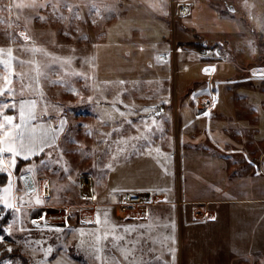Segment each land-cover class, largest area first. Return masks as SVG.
<instances>
[{"label": "rangeland", "instance_id": "obj_1", "mask_svg": "<svg viewBox=\"0 0 264 264\" xmlns=\"http://www.w3.org/2000/svg\"><path fill=\"white\" fill-rule=\"evenodd\" d=\"M130 1L129 6L133 4L136 8L133 6L123 10L129 0H111V3L117 4L116 23L109 27V13H103L104 18L97 17L86 7V3L74 10V13L78 12L81 16L80 20L75 19L73 13H64L62 7L60 13L65 14L64 20L53 17L50 7L40 11L39 17H46L44 21L39 18L15 20L7 10L0 11V48L5 50L12 48L15 57L13 68L16 75L12 77V87L17 93L15 99L35 98L37 104L39 103L38 112L45 115L46 119L52 120L56 127L59 126L61 119L66 121L62 135L57 141L58 147L50 150L51 157L42 154L28 161H17L14 171L16 189L18 186L22 190L24 188L22 180L18 179L22 171L35 165L36 170L32 177L36 185L44 187V182L47 181L49 191L47 194L37 191L33 195V199L35 195L46 199L43 207L29 209L26 215L19 214L31 232H16L15 236L19 243H13L8 239L5 244H0V259L7 254L6 259L13 260L14 264H22L23 259L29 264H36L43 259L44 249L51 246L53 252L48 257L50 264H56L57 260H61L63 264H101L92 251L95 245L94 233L103 234L106 230L110 235L100 245L103 248L101 253L103 259L107 264L114 262L110 255L117 260L124 259L120 249L125 243L114 247L117 242L112 240V235L121 233L126 239L134 240H139L140 237H130V234L118 230L112 233V228H100L94 222L91 226L83 225L81 222L95 221L98 210L103 221L106 209L110 210L109 225L119 226L129 224L133 220H142L132 219L122 223L115 216L117 210L115 211L114 200H118V194L113 197L112 189L128 188L161 189L144 192L150 193L155 199L154 204L148 206L147 212L150 211V217L148 221L143 222L144 225H155L160 222L162 219H158L160 213H168L167 216L164 215L161 225L165 227L173 223L177 225L176 206H180L182 210L187 209L184 213L187 217L183 216L182 222L187 221L188 224L183 223V230L177 235L176 243L173 245L170 240L165 239V243L169 244L166 248L168 254L170 247L177 249L176 264H264V113L259 117L261 122L259 131L252 129L248 134L245 131L238 133L233 131L229 136L231 143L225 149L220 145L218 147L214 142L212 145L208 143L210 148L204 147L205 142L201 143L204 149L198 153L199 157L205 160L204 164L193 165L190 159L191 152H187L188 133L178 127V124L180 125L178 119H181L182 123L184 120L188 122L195 118L193 110L200 112L190 99L192 92L205 89L210 82L213 85L218 83V101L221 103L225 100L226 83L239 81L240 75L235 64L237 67L248 69L249 75L254 77L264 73L261 69L253 71L256 67H264V0H184L194 5L192 14L186 18L176 19L172 18V0H167V15L157 13L158 10L152 9L142 0ZM104 2L108 3L109 0ZM230 6L235 8L234 13L228 12L227 8ZM8 7L10 0H0V8ZM200 8H203L202 11ZM93 19L96 20L95 24L92 23ZM146 29L149 32H146ZM21 31H25L31 40L25 41L19 35ZM199 31L202 35L198 34ZM65 32L69 34L65 35ZM109 33L118 34V42L110 40ZM194 42H201L204 48L200 50L182 46L173 62L168 64L158 62L157 54L165 48L172 49L175 44ZM233 43L235 44L231 47ZM217 45H220L218 49ZM33 48L43 51L33 53ZM215 51L219 52V58L216 57ZM210 52L212 55H209ZM53 57L71 58L72 64L70 66L62 64L61 60H54ZM213 59L220 60L216 62L220 64L217 74L210 73L213 74L210 79L211 76L208 78L202 69L207 63L213 66L215 63L212 62ZM21 60L25 62L23 65L19 63ZM37 65L41 72L38 82L33 79L36 76ZM73 71L84 73L87 79L71 74ZM6 74L0 65V83H3L2 77ZM248 80L250 79H245L246 84L250 83ZM120 81H124V84ZM236 87L229 90L235 94L238 90ZM73 89L79 95L74 94ZM258 92L255 96L260 97L259 107L262 109L264 82H261ZM89 97L93 98L92 103H88ZM117 98L122 100L123 104L135 105L137 111L143 108H156L157 111L160 107L168 108L166 113L162 111L159 115H156V112L141 111L139 115L128 117L137 126H140L142 118L149 121V127H152V118L161 123L164 129L163 138L160 131L153 130L151 136L153 151L150 154L146 147L141 151L128 148L126 152L117 153L115 141L121 139V136L113 133V128H122L124 139L138 135L134 128L127 124L121 125L122 118L119 116L115 121L108 122H102L99 118L103 112L111 110V102ZM6 99L8 97H0V100ZM204 99L210 97H200L199 109L205 106L202 102ZM185 101L191 102V105L185 106ZM117 107L121 111H126L121 104H117ZM242 109L230 120L241 121L245 117L248 121L251 120V124L258 121L254 113L245 110L244 112L248 113L244 115ZM175 110L178 124L173 116ZM8 113L15 112L9 109L5 114L12 115ZM216 117L215 114L213 117L215 123L218 121ZM231 124L233 122H230ZM101 133L113 134L108 137ZM250 134L254 136L253 144L250 143L252 140ZM219 138L221 137L218 136L214 140L220 142ZM225 139L228 140L223 136L222 141ZM136 143L147 144L143 140ZM255 143H259V148ZM157 147L160 148L159 154L154 150ZM244 153L253 161L252 165L247 163ZM113 155L117 157L114 161ZM42 160L46 163L41 164ZM20 162L26 164L20 165ZM109 163L113 164L114 170L106 168ZM196 165L198 172L194 173L204 171L208 175L206 188L210 194L205 195L210 196L212 193L213 198H216L215 195L221 193L223 197L208 203H193L186 208L184 201L180 199L176 200L175 205H164L172 202L169 191L183 196L192 179L190 170ZM65 167L69 169L68 173L64 171ZM210 172L223 174V178L216 177ZM1 174L7 176L6 173H0V176ZM69 175L71 180L68 178ZM226 177H229L228 180ZM193 187L195 188L194 184ZM93 189L96 200L84 199L83 197L93 194ZM203 192L205 191L195 190L196 195ZM137 193L140 192L133 194ZM158 193H165L167 197L161 198ZM17 194L19 195L20 191ZM234 197L248 199L236 200ZM212 210L215 213L208 212ZM44 212L47 214L50 212L46 217L47 220L49 217L48 227L37 228L32 225L31 220H38ZM69 213L70 216L65 221V216ZM6 215L11 217L8 221L10 222L13 219L11 210L4 211V216ZM39 223L43 225L44 222ZM56 227L63 228L64 231L49 230ZM80 229H83V235ZM145 236V241H149L151 235ZM26 239L32 242L40 241L42 247L37 249L35 243L26 246ZM7 247H12L13 251L8 253L5 250ZM141 252L142 246H137L134 257H141ZM167 262V264L172 262L170 254Z\"/></svg>", "mask_w": 264, "mask_h": 264}, {"label": "snow or ice", "instance_id": "obj_2", "mask_svg": "<svg viewBox=\"0 0 264 264\" xmlns=\"http://www.w3.org/2000/svg\"><path fill=\"white\" fill-rule=\"evenodd\" d=\"M63 4V0H28L27 3H21L19 0H16L15 7L16 9L26 8L33 10L35 12H38L40 10H45L47 8H51V15L53 17H56L57 19L64 20L65 17L62 13H60V8ZM92 8L95 10V15L100 18H104L103 13H110L115 11V6L112 4H109L107 2H104V0H101L100 3L95 2L93 0ZM63 7L67 9L69 13H73L75 19L80 20L81 16L78 12L74 13V8L78 9V4H63ZM154 9L160 11L162 14L167 15L166 8L168 7L167 0H158V3L152 5ZM7 10L8 12H11L12 9L10 7L3 9L0 8V11ZM181 12L185 11V6L183 4L180 5ZM58 13H60L58 15ZM19 19V17H17ZM39 19L41 21H44L46 19L45 16H40ZM92 23L95 24L96 20L93 19ZM65 35H68V32L64 33ZM19 35L25 40L30 41L31 37L27 35L25 31H21ZM84 39H87V37H84ZM220 45H217L216 48L218 49ZM33 53L37 51H43L42 49L33 48ZM47 54V53H45ZM209 55H212L210 52ZM215 55L217 58H219V52L215 51ZM5 56L7 58H5ZM54 60H61L62 64L71 65L72 59L71 58H60V57H53ZM159 59V58H158ZM15 60V57L13 56V49L8 48L7 50L0 48V65L3 66L5 72L7 73L4 77H2L3 83H0V97H8L6 100H0V173H6L8 177V182L5 187L0 189V220H4V211L5 210H11L13 213V219L8 222L5 226L0 227V244H5L8 239H11L13 243H19V240L16 238L15 233L16 232H31V229L27 228L24 224L23 220L20 219L19 214H27V211L29 209H34L35 207H43L46 203V199L42 198L39 195H35L33 199V195L37 192L36 187L34 184L30 183V177L35 172L36 168L35 165L29 166L26 169L22 171V174L18 177L19 180H23L25 182L26 190L24 192V195L28 197L27 200L24 199V196H20L16 193L19 192L18 189H15V183L13 181V175L14 171L16 169L17 161L19 159H23L25 161H28L30 158L45 154L48 157H51V149H55L58 147L56 141L58 140L59 133L63 132L64 125L66 121L64 119L60 120L58 127H48L47 129L44 128L43 125L40 126L39 133L37 132L36 126L31 123L34 122L37 118L36 115V101H25L21 99L19 102L15 99L16 97V90L12 87L13 79L12 77H15L16 73L13 68V61ZM87 63V61H85ZM21 65H23L24 61H19ZM205 74H210L216 71L215 67H206L203 69ZM36 76L33 77V79H36L38 82V79L41 75L40 67L37 65L35 67ZM67 74V73H66ZM71 74L76 76H81L87 79L84 73L82 72H76L73 71ZM23 74H21V77ZM121 84H124V81H120ZM213 88L216 89V91H213ZM218 88L219 84L213 85L211 82L208 84L207 89H200L199 91H194L191 93L190 99L193 104L200 102V97L206 96L210 97V99H204L202 102L205 105V109L203 112L197 113V118H200L201 116L207 117L211 119V111L213 108L216 107L218 102ZM23 91V88L21 89ZM74 94L79 95V93L73 89L72 90ZM42 95V93H41ZM122 95V94H121ZM93 98H88V103H92ZM164 102V101H162ZM99 103V101H97ZM107 103V101H106ZM117 104L123 105L124 109L126 111H121L120 108L117 107ZM17 105H18V112H19V122L17 121V117L15 115H7L5 114L6 110L11 109L13 112L17 111ZM46 111V110H45ZM143 113H150V112H156L157 115H159V112L156 108H143L142 110L137 111L135 109V105H127L123 104V101L119 98L113 100L111 102V110H106L100 115V119L102 122H108V121H115L116 117L119 116L121 119L120 123L121 125L127 124L128 126L134 128V130L138 133V135L129 136L127 139L123 138L122 135V128H113V133H117L121 136V139H118L115 141L117 144V153H123L126 152L128 148L133 149L134 151H141L143 148L146 147L149 154L153 151L152 147V141L151 136L153 134V130H158L161 132L163 138V132L164 129L161 125V123L157 122L154 118L151 119V125L152 127H149V121L145 119H141L140 126H137L134 124V122L129 119L128 117L132 115H139L140 112ZM188 125L186 124L185 127ZM84 127H87V125H84ZM113 133H101L103 136L111 137ZM209 136L211 137V132L209 130ZM146 141V145H139L138 141ZM213 142L216 143V141L213 139ZM107 143V141H105ZM121 145L123 147H121ZM219 147V145L217 144ZM46 149L49 151L46 152ZM158 154L160 153V148L154 149ZM244 158L247 161L249 165L253 164V161L249 160L247 157V153H244ZM61 160L63 159V152L60 153ZM116 156H112V160H116ZM46 161H41V164H45ZM95 166V165H94ZM106 168L109 170L113 169V164L109 163L106 165ZM64 171L66 173L69 172V169L67 167L64 168ZM167 171V170H165ZM26 173V174H25ZM259 171H257V175H259ZM71 180V176L68 177ZM73 183H75L73 181ZM45 190H48V182H44ZM30 189V191H29ZM15 190V192H14ZM137 189H119L114 188L112 189L113 197L116 196V194H120L122 196V199L120 201L114 202H120L127 204V194L129 192L135 193ZM95 190L93 189V194L90 196L83 197L84 199H91L96 200V195L94 194ZM109 211L106 209L104 211V219L103 221L100 218L99 210L97 211L96 219L95 221H88V223H95L96 225H99L100 228H106L109 225ZM149 214L146 213L144 217H140V219L147 218ZM70 213L65 216V221L69 218ZM47 213H42L38 220L32 219L31 223L32 225L36 226L37 228H47ZM214 220L215 217H212ZM43 221V225H41L39 222ZM140 228L150 227V225H140ZM173 228V232L175 231V224L173 223L171 225ZM100 228L97 229V233L100 232ZM56 232H63L64 229L60 227H56L54 229H49ZM136 229L133 227H125L124 232L125 233H131L135 231ZM69 231H73L72 229H69ZM81 235H83V229L79 230ZM115 232V225H112V233ZM95 245L92 248L93 253L96 256V259L101 261V264H107V262L103 259L101 253L103 252V248L100 247L102 241L107 240L110 233L109 231H104L103 234H95ZM166 240H170L171 243L174 245L176 243L175 236L166 237ZM113 241H123L125 240V237L120 235H112ZM32 243H35L37 246V249L42 247V244L40 241H29L25 240L26 246H30ZM80 244H83V240L80 241ZM114 247H118V244H114ZM8 253H11L13 251L12 247H7L5 249ZM135 250V247L132 248H121L120 251L122 252L124 256L125 261H129V257H131V260L129 261V264H145V262L141 259L140 261H136L135 257L132 255ZM53 249L51 246L44 249V255L43 259L36 262V264H50V261L48 260V257L52 254ZM176 252L177 249L175 247L169 248V254L172 257L171 264H176ZM0 264H14V261L11 259H3L0 260ZM56 264H63L61 260H57Z\"/></svg>", "mask_w": 264, "mask_h": 264}, {"label": "crops", "instance_id": "obj_3", "mask_svg": "<svg viewBox=\"0 0 264 264\" xmlns=\"http://www.w3.org/2000/svg\"><path fill=\"white\" fill-rule=\"evenodd\" d=\"M142 1L145 2L152 9H154V7H152V5L158 3V0H142ZM15 2H16V0H10V8L12 9V11L10 13H11L12 17H14L15 20H38L41 10L38 11V12H35L33 10L26 9V8L16 9ZM19 2L27 3L28 0H19ZM95 2L100 3L101 0H95ZM78 3H79V6L81 4L86 3V5H87L86 7L91 9L92 13H95V10L91 6L92 3H93V0H63V4H78ZM108 3L112 4L114 6L117 5V4L111 3V0H109ZM129 3H131L130 0L127 3V5L124 6L123 10H127V8H129V7L135 6L133 4L132 5L130 4L131 6H129ZM63 4L61 6L62 10L64 9V13L69 14L67 9L65 10V7H63ZM167 4H168V2H167ZM202 4L203 3H201V5ZM192 7H194V5ZM135 8H136V6H135ZM202 9L200 11H202ZM74 10H75V8H74ZM159 12L160 11H158L157 13H159ZM63 15H65V14H63ZM109 15H110V18H109L110 23L108 24V27L111 24L116 23V20H115L116 13H115V11L110 12ZM17 17H19V19H17ZM246 25H248V24L246 23ZM119 28H121V27H119ZM106 32H107V30H106ZM106 32H105V34H107ZM146 32H149V30L146 29ZM199 32H198V34L202 35L201 31H199ZM203 34H205V33H203ZM108 35H109V39L110 40H114V41L118 42V34H110L109 33ZM227 42H228V44L231 45V43L229 41H227ZM219 44L224 45V43H219ZM234 44L235 43H233V45L231 47H233ZM170 50H171L170 48H168V49L165 48L164 51L159 52L157 54V60H158V56L160 54L166 53V52H168ZM188 60L189 59H187V61ZM158 62L161 63V64H168V63L161 62L159 60H158ZM218 64H220V63H214V65H213L215 67V69H216V71L214 72L215 74H217V71H218L217 70L218 69ZM228 64H235V63L228 62ZM209 65H211V64L207 63V64L203 65V69H205L206 67H212V66H209ZM235 66H236L237 70L239 71V75H240L239 81L227 82L226 83L225 87L227 88V97L225 98V100H222L221 103H220V101L217 102L216 107L213 108L212 111H211V119H209L207 117H204V119H202L201 117H203V116H201L200 118H197L196 114L200 113V112L194 111L192 109L193 112H194L193 114H194L195 118L193 120L188 121V122H186L184 120L183 123H182L181 119H178L176 117L177 113H176V110H175V114L173 116H174V118H176V123L177 124H178V122H180V125L178 124V127L180 126V128L184 132L188 133L187 134L188 135V137H187L188 138L187 145H189V149H188L187 152L188 153L191 152L190 159L192 160L193 165L196 164V163L204 164L205 160H203V158L199 157V153H198L200 150L203 151V149H204L201 146V143L205 142V146L204 147L208 146L210 148L211 146H209V144L212 145L213 139H215V138H217L219 136V137H221V138H219L220 142L218 140H215L216 143H214V144H216V145L218 144V145H220L221 148L225 149V147H228V145L231 143V142L229 143V136L232 135L233 131H236L237 133L245 131L248 134V132H250L252 129H256V131H259V129H260L261 122H260V118L259 117L261 116V113H264V105H262V107H263L262 109H261V107H259V105H260V103H259L260 102V97L259 96L256 97L255 95H257V93H259L258 91H260L261 82H264V73L261 74V76L254 77L251 74H250L251 76L249 75L250 72H249L248 69L246 70L245 67H239V66L237 67L236 64H235ZM203 69H202V71H203ZM258 69L264 70V67H260V66L256 67V68L253 69V71L254 70H258ZM203 73H204V71H203ZM205 75H208V78H209V76H211L210 79H212V77H213L212 76L213 74H205ZM248 78L250 79V80H248V81H250V83L246 84L245 79L247 80ZM234 86H237L236 88H238V90H237V92H235V94H234V92L229 90L230 88L233 89ZM205 89H207V87ZM214 90L215 89L213 88V91ZM20 100L21 99H17V102H19ZM23 100L32 101V100H35V98L23 99ZM35 101H36L35 111H36L37 118H36V120L34 122H31V123H33L36 126L37 132L39 133L41 125H43L45 129H47L48 127H56V125L54 123H52L53 122L52 120L46 119L45 115H41L40 112H38V108H39L38 104L39 103L37 104V100H35ZM261 102H262V104H264V101H261ZM184 104H186L185 106H189V105H191V102L188 103V102L185 101ZM239 105H241V107H239ZM164 108H165L164 111L166 113L168 108L165 107V106H164ZM242 108H244L246 111H249L250 113H254L257 116V120L258 121L256 123H254V124L253 123L251 124L250 123L251 120L248 121V119H246L245 117L242 118L243 120H241V121H234V120L232 121V120H230L235 114L240 113L241 112L240 109H242ZM245 110L242 109L243 112ZM247 113L248 112H244V115H246ZM8 114H12V113H8ZM213 114L217 115V117L215 119L218 120V121L216 123L213 122V117H214ZM12 115H15L17 117V121L16 122H19L18 106H17V111H15V113L12 114ZM178 117L180 118V116H178ZM177 119H178V122H177ZM219 121H221L220 124L218 123ZM230 122H233V124L230 125ZM186 124L188 125L187 127H185ZM197 126L203 127V129L202 128H198ZM254 126H255V128H254ZM209 130L211 132V137L209 136ZM61 135H62V132L59 133V137ZM185 135L186 134L184 133V136ZM223 136H224V138L227 137L228 140L225 139V140L222 141V137ZM231 137H233V136H231ZM249 137H252V140L250 141V143L253 144L254 136L252 134H250ZM57 141H56V143H57ZM256 141L260 142V140H256ZM255 145H258V148H259V143H255ZM249 146H253V145H249ZM41 155L32 157L30 159L37 158V157H39ZM18 160H23V159H19L18 158ZM202 166L204 167V165H202ZM196 169H197V165L192 167V169L190 170L191 173H192V174H190L192 179H191L190 183L188 184L187 191L186 190L184 191L183 196L181 197L182 194L180 195V193H178V195H177L174 192H170L169 191V194L171 196L172 202L169 203V204L168 203L164 204V205H168V206L175 205L176 204L175 203L176 200L180 199V200L184 201V208H186L188 205H191L193 203H198V202H202V203L206 202V203H208V202H212L214 200H219L221 197H223L221 195V193H219V194L217 193L215 195L216 198H213V194L212 193H211L210 196L209 195H207V196L205 195V193H209L210 194V192H208V189L206 188L207 184H208L207 183V176H208L207 172L200 171L201 173L197 174V173H194V172H198V171H196ZM210 173L211 174L214 173L216 177H222V175H223V174L221 175L218 172H210ZM41 176H43V175H40V177ZM228 178L226 177L227 180H228ZM13 181L15 183V189H16V185L17 184H16V179L14 178V175H13ZM193 184L195 185V188L193 187ZM18 187H19L18 190L20 191L19 195L20 196L21 195L24 196V199L27 200L28 197L24 195L25 188H23V190H22V188H20V186H18ZM159 190H161V189H158V190L157 189H152V190L151 189H145V190H137L136 192H151V191L154 192V191H159ZM195 190H200V191H205V192H203V193H201L199 195H196L195 194ZM14 192H15V190H14ZM158 194H159V197H161V198L167 197V194H165V193H158ZM233 199H236V200H244V199H246L247 200L248 198L234 197ZM37 208H39V207L37 206L34 209H37ZM186 211H187V209L186 210H184V209L182 210V208L180 206L179 207L176 206V221H177L178 224H181V226H178V224L175 225V231L174 232H173V228L171 226L167 225L165 227V226L160 224V222L163 220L164 215L166 214V216H167L168 213H160V217H158V219L159 220H160V218H162V219L157 224L150 225V227L140 228L139 227L140 225H144L143 222H146V221L149 220L150 211H148L147 213L149 215L145 219L133 220L136 223H132L133 221H131V223H129V224H125V225L122 224V225H119V226L118 225L115 226V230L122 231V232H124V228L125 227H133V228H135L136 230L131 232V233H125V232L124 233L125 234H130V237H134V236L140 237V239L138 238L139 240H134V238H132V239H129V238L126 239L125 238V240H123V241H115V242H117V244L123 243V245L125 243V245L123 246V248H125V249L132 248L133 246L136 249L137 246L139 247L141 245L142 246L141 257L140 256H136L135 257V258H137L136 261H140L142 259L145 262V264H167L168 263L167 262V257H168L169 254H168L166 248L169 247V244L165 243L166 242L165 238L166 237H171V236L174 235L175 239H176L177 235L180 232V230H183V223L185 222L186 224H188L187 221H183L182 222V217L183 216L187 217V214L184 215V213H186ZM208 212L209 213H215V211H213V210L212 211H208ZM187 226H189V225H187ZM107 228L111 229L112 225H108ZM145 234L151 235L149 241H145L146 240ZM120 235H122V234L121 233L117 234V236H120ZM122 236H124V235H122ZM132 255L134 256V252H133ZM110 257L114 261L112 264H129V261L131 260V257H129V261H125L124 259L117 260L116 257H113L112 255H110Z\"/></svg>", "mask_w": 264, "mask_h": 264}, {"label": "built area", "instance_id": "obj_4", "mask_svg": "<svg viewBox=\"0 0 264 264\" xmlns=\"http://www.w3.org/2000/svg\"><path fill=\"white\" fill-rule=\"evenodd\" d=\"M183 2H178L177 0H172V18L176 19V18H186L189 17L192 14V4L189 2H185L184 0H181ZM177 3V5L175 6V4ZM183 4L185 6V11L181 12L180 9V5ZM177 8H175V7ZM178 46V48H177ZM182 49V47L180 45H174L173 48L166 53L160 54L158 56V60L164 63H171L174 61V58L176 57L177 53ZM196 108L198 111L201 112V110L204 111L205 106L202 109H199L200 105L197 103H195ZM202 111V112H203ZM37 186V191L39 193H46L49 190H44L43 185H36ZM127 204L125 203H120V202H116L115 204V211L117 210V214L115 215L116 218L124 223L126 221L132 220V219H140V217H143L144 214L147 213V209L148 206L153 205L154 204V196H152L150 193H144V192H140L137 194H133V193H128L127 194ZM157 198V197H156ZM122 199V196L119 194L118 195V200L120 201ZM119 210L122 212H125V215L122 217L118 214ZM82 221V220H81ZM83 225H88L91 226L92 223H88V221H82L81 222Z\"/></svg>", "mask_w": 264, "mask_h": 264}, {"label": "trees", "instance_id": "obj_5", "mask_svg": "<svg viewBox=\"0 0 264 264\" xmlns=\"http://www.w3.org/2000/svg\"><path fill=\"white\" fill-rule=\"evenodd\" d=\"M227 10H228V12H229V9L227 8ZM185 29H187V28H185ZM198 37V36H197ZM198 39V38H197ZM261 42H263V39H261ZM264 43V42H263ZM180 46L182 47V46H187V47H189V46H191V47H193V48H196V49H200V50H202L203 48H204V46H203V44L201 43V42H194V43H192V44H189V43H185V44H180ZM207 48L209 47V45H207L206 46ZM208 61H210V60H208ZM218 61H220V60H212V62H218ZM23 163H25L26 164V162H23ZM23 163L22 162H20V165H23ZM7 181H8V177L5 175V174H1V176H0V187H4L6 184H7ZM1 207V206H0ZM6 211V210H5ZM10 216H8V215H6L5 216V218H4V220L3 221H0V227H2V226H4L5 225V222L6 223H8V221L10 220ZM6 258H8V255L7 254H4V256L2 257V259H0V260H3V259H6ZM22 264H29L28 263V261L27 260H25V259H23V262H22Z\"/></svg>", "mask_w": 264, "mask_h": 264}, {"label": "water", "instance_id": "obj_6", "mask_svg": "<svg viewBox=\"0 0 264 264\" xmlns=\"http://www.w3.org/2000/svg\"><path fill=\"white\" fill-rule=\"evenodd\" d=\"M228 9H229V11H231L232 13L235 12V8H233V6H230ZM162 111H164V107H160V108H159V110H158L159 114H160ZM156 115H157V114H156ZM22 183H23V186H24V188H25V190H26V187H27V186L25 185V182H24L23 180H22ZM30 183L34 184V186H35L36 189H37L35 179L32 177V175H31V177H30ZM29 191H30V189H29Z\"/></svg>", "mask_w": 264, "mask_h": 264}, {"label": "bare ground", "instance_id": "obj_7", "mask_svg": "<svg viewBox=\"0 0 264 264\" xmlns=\"http://www.w3.org/2000/svg\"><path fill=\"white\" fill-rule=\"evenodd\" d=\"M44 213H45V212H44ZM199 213H200V212H199ZM48 214H50V212H48ZM48 214H47V215H48ZM54 214H55V213H54ZM119 215L123 217V216L125 215V212H124V211L121 212V211L119 210ZM199 215H200V217L202 216V214H199ZM50 218H51V217H50ZM62 218H63V217H62ZM47 221H49V217H48V220H47ZM87 221H88V220H87ZM53 223H54V222H53ZM55 223H56V222H55ZM59 224H60V223H59ZM62 224H63V223H62Z\"/></svg>", "mask_w": 264, "mask_h": 264}]
</instances>
